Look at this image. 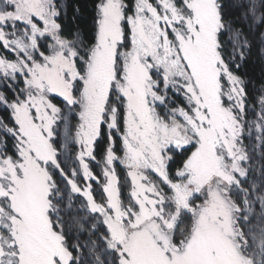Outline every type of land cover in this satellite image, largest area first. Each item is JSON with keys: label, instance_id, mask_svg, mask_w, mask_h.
<instances>
[{"label": "snow or ice", "instance_id": "1", "mask_svg": "<svg viewBox=\"0 0 264 264\" xmlns=\"http://www.w3.org/2000/svg\"><path fill=\"white\" fill-rule=\"evenodd\" d=\"M66 17L0 0V264H264V0Z\"/></svg>", "mask_w": 264, "mask_h": 264}, {"label": "trees", "instance_id": "2", "mask_svg": "<svg viewBox=\"0 0 264 264\" xmlns=\"http://www.w3.org/2000/svg\"><path fill=\"white\" fill-rule=\"evenodd\" d=\"M94 2L95 0H67V17L64 20L66 33H71L79 29L82 36L85 38L91 37L94 18ZM77 8H79L78 13L75 11ZM240 11L239 8H229V14L234 19L240 15ZM238 24L242 26L243 21H238ZM245 31H247L246 28ZM239 73L249 81L248 92L251 100L252 96L259 94L257 90L264 87V60L259 57L255 48L247 61L242 64ZM0 116L7 117V113L1 110ZM245 143H248V141L246 140ZM103 147L104 141L101 140L97 145L98 157L101 155ZM93 187H97L95 182H93Z\"/></svg>", "mask_w": 264, "mask_h": 264}, {"label": "rangeland", "instance_id": "3", "mask_svg": "<svg viewBox=\"0 0 264 264\" xmlns=\"http://www.w3.org/2000/svg\"><path fill=\"white\" fill-rule=\"evenodd\" d=\"M1 110H3V109L0 108V111H1ZM91 166H92V169H93L94 172H96L97 174L100 173V169L97 167L96 164H92ZM95 166H96V167H95ZM118 172L120 173L121 176H123V171H122L121 169L118 168ZM86 238H87V235H86V234L81 236V239H82V240H83V239H86Z\"/></svg>", "mask_w": 264, "mask_h": 264}]
</instances>
